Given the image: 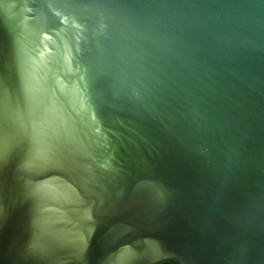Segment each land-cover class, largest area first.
I'll return each instance as SVG.
<instances>
[{
  "label": "water",
  "instance_id": "95a60500",
  "mask_svg": "<svg viewBox=\"0 0 264 264\" xmlns=\"http://www.w3.org/2000/svg\"><path fill=\"white\" fill-rule=\"evenodd\" d=\"M264 264V0H0V264Z\"/></svg>",
  "mask_w": 264,
  "mask_h": 264
},
{
  "label": "trees",
  "instance_id": "16d2710c",
  "mask_svg": "<svg viewBox=\"0 0 264 264\" xmlns=\"http://www.w3.org/2000/svg\"><path fill=\"white\" fill-rule=\"evenodd\" d=\"M164 264H174V263H172V262H167V263H164Z\"/></svg>",
  "mask_w": 264,
  "mask_h": 264
},
{
  "label": "flooded vegetation",
  "instance_id": "af4514ba",
  "mask_svg": "<svg viewBox=\"0 0 264 264\" xmlns=\"http://www.w3.org/2000/svg\"><path fill=\"white\" fill-rule=\"evenodd\" d=\"M175 264V263H174Z\"/></svg>",
  "mask_w": 264,
  "mask_h": 264
}]
</instances>
